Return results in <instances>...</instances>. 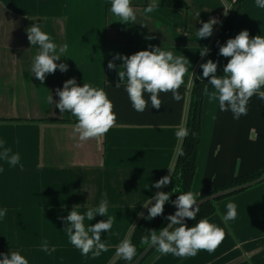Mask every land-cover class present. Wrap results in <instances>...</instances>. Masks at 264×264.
Instances as JSON below:
<instances>
[{"label": "crops", "instance_id": "crops-1", "mask_svg": "<svg viewBox=\"0 0 264 264\" xmlns=\"http://www.w3.org/2000/svg\"><path fill=\"white\" fill-rule=\"evenodd\" d=\"M187 9L162 7V0H131L135 23L119 22L111 12L112 0H0V141L19 153L11 166L0 159V253L18 251L29 264H113L118 245L130 239L158 191L154 183L172 175L184 139L176 132L187 126L192 89L198 78L200 51L211 49L234 6L227 0H172ZM158 7L151 13L145 8ZM225 4L232 5L227 16ZM210 18L218 21L211 37L199 39L197 31ZM38 23L67 52L57 64L68 65L46 74L42 83L31 73L38 46H32L26 29ZM248 30L250 37L264 36V9L256 0L242 3L235 21L234 38ZM151 46L188 58L189 71L179 88L182 99L161 93L162 106L153 109L149 94L144 112L132 107L118 69L123 60L151 50ZM209 53V52H208ZM206 56V55H205ZM228 58L221 56L217 75L223 76ZM109 61L117 68L108 69ZM192 72L195 73L194 77ZM103 89L113 104L115 126L105 135L83 143L73 136L78 122L71 112L60 113L56 90L66 80ZM209 93L214 89L208 86ZM264 91V88L261 89ZM52 96L54 103L49 102ZM8 121V122H7ZM12 121V122H11ZM52 121H55L52 122ZM264 169V100L253 95L247 114L234 119L221 111L218 100L205 95L202 140L191 192L197 198L243 175ZM108 203L107 216L85 219L86 229L108 217L110 231L101 233L107 252L84 256L69 241L66 217L74 206L83 214L88 207ZM236 205L234 220L223 221L228 203ZM154 203V201H153ZM151 206V205H149ZM210 223L225 236L214 252L177 257L156 250L144 264H264V183L220 201ZM91 235V234H90ZM47 243L48 251L42 246ZM2 258V257H0Z\"/></svg>", "mask_w": 264, "mask_h": 264}, {"label": "clouds", "instance_id": "clouds-1", "mask_svg": "<svg viewBox=\"0 0 264 264\" xmlns=\"http://www.w3.org/2000/svg\"><path fill=\"white\" fill-rule=\"evenodd\" d=\"M235 3L236 0H232V4ZM256 5L264 9V0H256ZM157 7L158 5L151 4L144 11L151 13ZM231 8L232 5L225 4V16ZM110 10L122 23H135L137 19L131 0H112ZM217 23L214 18L202 22V27L197 31L198 38L211 37L213 26ZM25 31L30 44L39 48L31 65V73L36 79L43 83L46 74H54L57 69L61 72L68 71L67 64L56 63L65 56L67 44L58 49L57 44L49 34L42 31L38 23H33ZM208 52L209 49L205 47L200 51V55L205 56ZM219 55L228 58L223 67L224 75H217L218 62L209 59L200 65L202 76L198 79L208 78V83L203 88L204 95H211L213 99L218 100L221 111H231L233 118L239 119L247 114V105L253 95H258L264 100V91L261 90L264 88V36L250 37L248 30H242L219 47ZM115 59L123 60L120 65L123 70L118 69L119 81L116 86L125 84L129 100L137 112H144L148 106L149 101L144 98L145 92L149 94L151 106L156 110H159L163 103L159 98L161 93L171 92L172 99L177 102L182 99L179 88L184 84L183 78L189 71L187 65L190 63L184 55L174 56L172 51L151 46V50L138 51L131 56L116 54ZM107 67L115 69L117 65L109 61ZM192 75L194 77L195 73L192 72ZM209 85L214 89L211 93H209ZM56 94L59 96V101L55 102V107L59 112L69 111L78 121L74 126L73 136L78 137L79 142L101 137L115 126L116 115L113 104L103 89L92 87L87 83L80 86L75 78H70L64 82L62 89L56 90ZM49 102L54 103L52 96L49 97ZM188 135L189 130L186 127H180L176 132L177 138L181 140ZM0 159H4L11 166L20 163L19 153H12L2 141H0ZM171 182L170 175H166L156 181L154 187L159 189ZM171 195V192H156L144 204L148 215L143 218L151 220L161 216L165 203L170 201ZM171 202L176 207V211L166 217L168 225L159 231L148 230L149 234L141 237V243L154 245L161 254H173L177 257L195 256L201 250L214 252L225 236L224 230L210 223L207 218L200 219L191 227L185 223L186 219L196 220L199 212L197 195L191 191L184 192ZM76 207L74 206L66 217H61L66 222L65 230L69 241L81 251L82 255L87 256L91 252L93 258L99 257L102 252L108 251L106 242H102L101 233L111 230L113 219L108 217L106 221L101 220L87 229L84 221L86 218L92 221L97 215L107 216V200L102 199L98 207H88L83 214L76 211ZM226 208L227 212L222 219L227 224L236 218L237 210L236 205L231 202ZM6 213L7 209L0 210V217L5 216ZM42 249L48 251L46 242ZM116 254L131 262L137 255V249L130 239L125 238L118 245ZM0 257H2L0 264H29L18 251H12L10 254L0 253Z\"/></svg>", "mask_w": 264, "mask_h": 264}, {"label": "trees", "instance_id": "trees-1", "mask_svg": "<svg viewBox=\"0 0 264 264\" xmlns=\"http://www.w3.org/2000/svg\"><path fill=\"white\" fill-rule=\"evenodd\" d=\"M227 1H229L230 3L232 2V0H227ZM233 6L234 8L239 7L238 14L236 16H233V10H234L233 8L232 12L229 14L228 18L226 19L224 26L222 27L218 36L216 37L209 53L205 56V59L203 60L202 64L207 62V60L211 59L214 62H218V67H219V63L221 60V55H219V47L226 44V41L229 38H232L235 21L239 15L240 9L242 7V3L236 1V3ZM162 7L170 8V9H179V8L187 9V6L185 4L175 2L172 0H162ZM200 76H202L201 67L199 68L198 71V77ZM207 83H208V78H205L204 80L202 78L201 79L197 78L192 89V97H191L189 115L186 126V128L189 130V135L183 140L174 171L170 177L172 182L167 186H165L163 190V192L172 193L170 197V201L165 203L163 214L154 219L146 220L143 218L148 215V210H146L143 216L141 217L140 221L134 228L130 240L136 246L137 255L136 257H134L133 261L129 262L122 259L121 257H118L113 264H132L137 259V257L141 255L142 252L149 246L141 243V237L144 235H148L149 234L148 230L159 231L161 228L166 227L169 223L166 217L170 214H174L176 211V207L172 204L171 201H174L179 194L192 190V186L197 170V164H198L199 147L202 140V111H203V105L205 99L203 88ZM3 122L5 121L0 120V123ZM52 122L55 123V121ZM263 177H264V169L243 175L231 182L223 184L219 187H216L212 191L203 194L201 197L197 198L198 202L207 198H212L220 193H224L230 190H234L246 186L248 184H252L254 182H257ZM251 188L254 187L243 189L235 193L218 197L214 200H210L204 203L199 207V212L197 213L196 220L186 219L185 223L189 227H191L194 226L200 219L203 218L210 219L218 212L217 204L220 201H223L227 198L240 194ZM156 250L157 249H155L150 254V256Z\"/></svg>", "mask_w": 264, "mask_h": 264}, {"label": "water", "instance_id": "water-1", "mask_svg": "<svg viewBox=\"0 0 264 264\" xmlns=\"http://www.w3.org/2000/svg\"><path fill=\"white\" fill-rule=\"evenodd\" d=\"M236 1H239L240 3H243L244 1L246 0H236ZM238 11H239V7H236L234 8L233 10V16H236L238 14ZM259 183H264V177L261 178L260 180H258L257 182H254L252 184H248L246 186H243V187H240V188H237V189H234V190H230V191H227V192H224V193H220L212 198H207V199H204L200 202H198L199 204V207L201 205H203L204 203L210 201V200H214L218 197H222V196H226V195H229V194H232V193H235L237 191H240V190H243V189H247V188H250V187H255L257 186ZM156 248L154 247V245H150L148 246L143 252L141 255H139L137 257V259L132 263V264H143L147 259L148 257L150 256V254L155 250Z\"/></svg>", "mask_w": 264, "mask_h": 264}, {"label": "built area", "instance_id": "built-area-1", "mask_svg": "<svg viewBox=\"0 0 264 264\" xmlns=\"http://www.w3.org/2000/svg\"><path fill=\"white\" fill-rule=\"evenodd\" d=\"M199 59H200V62L202 63L203 62V60L205 59V56H199Z\"/></svg>", "mask_w": 264, "mask_h": 264}]
</instances>
